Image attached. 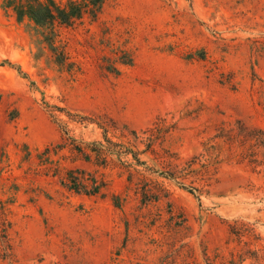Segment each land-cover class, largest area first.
Returning a JSON list of instances; mask_svg holds the SVG:
<instances>
[{
	"label": "rangeland",
	"instance_id": "obj_1",
	"mask_svg": "<svg viewBox=\"0 0 264 264\" xmlns=\"http://www.w3.org/2000/svg\"><path fill=\"white\" fill-rule=\"evenodd\" d=\"M2 1L0 264H264V0Z\"/></svg>",
	"mask_w": 264,
	"mask_h": 264
},
{
	"label": "trees",
	"instance_id": "obj_2",
	"mask_svg": "<svg viewBox=\"0 0 264 264\" xmlns=\"http://www.w3.org/2000/svg\"><path fill=\"white\" fill-rule=\"evenodd\" d=\"M107 0H3L2 7L12 12L19 23L27 22L37 42H44L56 52L58 28L70 26L86 14L96 16ZM33 34V33H32ZM96 194L97 191H87Z\"/></svg>",
	"mask_w": 264,
	"mask_h": 264
}]
</instances>
